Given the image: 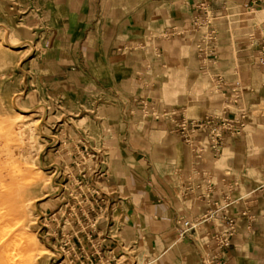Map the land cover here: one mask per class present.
I'll return each instance as SVG.
<instances>
[{
    "label": "crops",
    "instance_id": "crops-1",
    "mask_svg": "<svg viewBox=\"0 0 264 264\" xmlns=\"http://www.w3.org/2000/svg\"><path fill=\"white\" fill-rule=\"evenodd\" d=\"M12 1L31 6L24 18L33 34L50 40L48 61L55 74L67 75L64 81L70 83L80 78L103 85L106 74L111 85L120 86L122 49L141 42L139 50L129 51L139 56L142 65L137 72L130 71L129 86L135 95L122 98L131 104L144 100L137 85H152L150 72L154 70L195 75L198 66L210 67L217 79L212 87H219L223 94L218 113L203 115L192 110L188 116L182 98V107H164L142 131L133 121L135 116L115 104L121 99L118 96L112 98L110 109L96 114L101 137L96 145L105 159L103 185L115 200L120 239L137 251L139 260L203 264L206 252H220L229 264H264V68L258 63V49L264 41V0H210L220 34L215 51L207 55L199 50L196 55L191 48L201 33L192 24L198 14L197 0ZM1 4L7 6L11 0ZM44 22L48 27L42 29ZM217 61L223 74L215 73ZM128 69L123 66L125 72ZM234 86L244 89V101L251 109L246 131L227 138L219 155L206 150L196 163L190 146L174 130V119L230 115L237 108L228 101ZM165 111L176 115L164 117ZM255 115L258 124L250 122ZM208 179L216 184L215 189L209 190ZM233 181L238 184L228 192L227 184ZM225 193L231 202L220 216L234 218L237 228L230 247L219 251L213 241L214 234L226 228L217 217L179 238L181 219L198 221L215 209Z\"/></svg>",
    "mask_w": 264,
    "mask_h": 264
},
{
    "label": "rangeland",
    "instance_id": "rangeland-1",
    "mask_svg": "<svg viewBox=\"0 0 264 264\" xmlns=\"http://www.w3.org/2000/svg\"><path fill=\"white\" fill-rule=\"evenodd\" d=\"M1 1L0 173L7 186L5 193L0 191V227L5 225L8 231L0 240V264H10V261L14 264L15 260L17 264H34L22 251L19 240L23 235L34 236L30 252H41L36 264H61L66 256L62 264H81L86 252L92 253L96 248L85 238V233L92 230L86 220L82 223L67 220L70 206L73 203L77 208L88 206L85 200L91 201L97 191L109 195L103 185L104 153L96 145L101 139L96 114L110 109L112 98L121 96L115 104L126 109L130 116L134 115L133 121L145 131L164 107H182L179 102L182 98L185 104L182 109L188 116L192 110L202 111L203 115L212 111L218 113L223 94L219 87H212L217 79L204 64L198 66L195 75L154 70L150 72L152 85H137L144 89L139 92L143 101L137 100L135 106L126 101L127 97L123 100L128 94L135 95L129 86L130 71L137 72L142 65L139 56L129 51L139 50L141 42L133 45L135 48L125 45L128 48L122 49L118 71L120 86L111 85L110 76L106 74L103 85H96L95 81L89 84L80 78L72 83L64 81L67 75L55 74L52 62L48 61L50 40L33 34L24 18L31 6L22 7L12 0L6 6ZM44 24L42 29L48 27L47 22ZM206 31L203 28L198 39ZM191 48L197 55L198 41ZM123 66L130 67L129 72H125ZM215 66V73L223 74L219 70L222 64L217 61ZM152 101H156L155 104ZM130 105L135 106V112ZM259 121L256 115L250 118L253 124ZM7 172L15 178L11 180ZM110 200L115 201L111 197ZM23 201L29 204L25 224L22 219L16 221L17 209ZM68 203L70 206L61 210ZM12 238L19 240L15 242ZM69 239L72 244L67 243ZM8 253L10 256L14 253L11 256L14 261Z\"/></svg>",
    "mask_w": 264,
    "mask_h": 264
},
{
    "label": "built area",
    "instance_id": "built-area-1",
    "mask_svg": "<svg viewBox=\"0 0 264 264\" xmlns=\"http://www.w3.org/2000/svg\"><path fill=\"white\" fill-rule=\"evenodd\" d=\"M195 7L198 10V14L192 21L194 31L201 32L203 28L207 29L203 37L198 39V50L200 53L207 55L208 51L210 53L215 51V44L220 34L215 25L217 15L214 13L210 0H197ZM258 63L264 68V41L258 49ZM228 98V101L234 103L237 107L236 111L231 112L230 115L224 112V114H210L200 119L187 118L186 115L174 119V130L190 146L196 163L202 160L203 153L206 150H210L215 156L219 155L227 138L242 136L246 131L251 109L244 101V89L240 86H234ZM175 115V111H165L163 113L164 117H175ZM207 181L209 190L215 189L216 184L212 179ZM237 184V181L229 182L227 184L228 192H231ZM261 188L264 189V185ZM230 202L231 196L225 193L222 200L215 203V209L207 211L198 221L191 222L188 219H181L182 225H180L179 229V238L182 239L189 236L191 231H194L197 225H200L205 220L217 217L220 218L222 223L226 224V228L217 231L213 236V241L219 251L230 247L237 232L236 222L234 218L229 216H220V213L225 210ZM85 204H88V206L77 208L75 203L72 206L68 203L61 208L63 210L64 207L70 206V214L67 218L70 222L82 223V221L86 220L87 227L90 226L92 228L90 232L85 233V238L96 249L92 253L86 252L85 260L81 264L152 263L151 260H139L137 251L120 239L121 228L117 226L115 221L114 202L110 200L107 193L97 191L91 201L89 198L85 200ZM242 214L246 215V213ZM79 241L81 242L80 238ZM67 243L72 244L70 239ZM68 254H70V251ZM73 261L71 260L70 262L73 263ZM202 262L203 264H229L223 259L220 252H206L203 255Z\"/></svg>",
    "mask_w": 264,
    "mask_h": 264
},
{
    "label": "bare ground",
    "instance_id": "bare-ground-1",
    "mask_svg": "<svg viewBox=\"0 0 264 264\" xmlns=\"http://www.w3.org/2000/svg\"><path fill=\"white\" fill-rule=\"evenodd\" d=\"M8 170V169H7ZM6 175H8L9 177H10V179L12 180V179H14L15 178V176H14V174H11V172H7V174ZM4 178V175L2 174V173H0V191L2 192V193H5L6 192V186L7 185H5V179H3ZM10 181V180H9ZM16 181H17V179H16ZM13 182V181H12ZM16 183V182H15ZM18 183V182H17ZM28 206H29V204H27L26 203V201H23V203H21L20 204V206H19V208L17 209V213H18V215L19 216H17V220L16 221H19L20 222V220L22 219V222H23V224H25L26 223V221H27V218H28V214H27V209H28ZM30 208V207H29ZM28 211H29V209H28ZM2 215V214H1ZM10 215H12V214H10ZM14 216V215H13ZM10 217V216H9ZM8 217V218H9ZM3 219V218H2ZM9 219H11V218H9ZM14 219H16V217L14 218ZM13 219V220H14ZM20 219V220H19ZM15 221V220H14ZM4 226L5 225H3V227H0V240L7 234V231L8 230H6V228H4ZM11 227H10V225H9V227H8V229H10ZM21 228V227H20ZM11 230V229H10ZM24 230V229H23ZM27 230V229H26ZM27 233V232H26ZM30 234V233H29ZM13 236V235H12ZM18 236V235H17ZM21 236V235H20ZM19 236V237H20ZM25 235H23V239H21V240H19V239H17V238H12V240H19V242L21 243V248H22V251H23V253L24 254H27L28 255V258L32 261V263H34V264H36V262H37V259L39 258V255H41V252H38V253H31L30 252V245L32 244L33 246H34V244H33V242H34V240H33V238L32 237H34L33 235H32V237H30L29 235L28 236H26V237H24ZM15 237V236H14ZM18 237V238H19ZM22 237V236H21ZM10 238V237H9ZM4 239V238H3ZM8 239V238H7ZM6 242V241H5ZM16 242V241H15ZM8 243H10L9 242V240H8ZM12 243V242H11ZM15 243H13V245H14ZM31 245V246H32ZM6 246V245H5ZM15 246V245H14ZM17 246V245H16ZM4 247V246H3ZM8 247V246H7ZM1 249V248H0ZM13 249V248H12ZM36 248H34V250H35ZM13 250H16V249H13ZM19 251H21V250H19ZM18 251V252H19ZM36 251V250H35ZM10 252V251H9ZM15 252V251H14ZM44 252H46V251H44ZM17 253V252H16ZM15 253V254H16ZM2 254V253H1ZM10 253H8V256H10L9 255ZM21 254V253H20ZM19 254V255H20ZM13 256H14V253L12 254ZM11 255V256H12ZM18 255V254H17ZM3 256V255H2ZM11 256H10V258H11ZM4 257V256H3ZM17 257V256H16ZM9 258V259H10ZM12 260L14 259V258H11ZM1 261V260H0ZM5 261V260H4ZM9 261V260H8ZM8 261H7V263H8ZM14 261V260H13ZM13 263V262H12ZM15 263H16V260H15ZM14 263V264H15ZM10 264H11V261H10ZM17 264V263H16ZM22 264H24V263H22Z\"/></svg>",
    "mask_w": 264,
    "mask_h": 264
}]
</instances>
